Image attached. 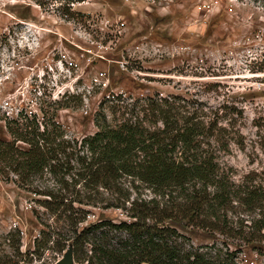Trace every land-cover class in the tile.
<instances>
[{
  "label": "rangeland",
  "instance_id": "rangeland-1",
  "mask_svg": "<svg viewBox=\"0 0 264 264\" xmlns=\"http://www.w3.org/2000/svg\"><path fill=\"white\" fill-rule=\"evenodd\" d=\"M68 1L0 0V115L40 113L68 100L72 106L59 109L57 119L68 136L81 138L97 130L95 113L111 94L127 102L178 96L199 103L208 117L216 113L227 128L219 160L236 180L264 171V0ZM105 111L112 118L108 105ZM0 137H10L1 119ZM36 197L0 177V252H12L17 229L21 249L34 248L43 227L34 208L54 223ZM88 212L86 223L128 219L118 208ZM168 223L195 247L215 242L236 252L240 264L264 263V239L246 242L188 220ZM65 250L45 249L31 264H54Z\"/></svg>",
  "mask_w": 264,
  "mask_h": 264
},
{
  "label": "trees",
  "instance_id": "trees-1",
  "mask_svg": "<svg viewBox=\"0 0 264 264\" xmlns=\"http://www.w3.org/2000/svg\"><path fill=\"white\" fill-rule=\"evenodd\" d=\"M71 106L57 99L40 113L0 115L10 136L0 137V177L34 193L54 217L44 221L34 208L43 225L34 248L21 249L17 229L0 264H31L45 249L63 252L70 243L78 264H240L236 252L215 242L186 243L168 220L246 242L264 239V171L236 180L221 165L227 128L216 113L208 117L199 103L178 96L127 102L111 94L95 113L97 130L77 138L57 119ZM88 206L118 208L128 219L86 223Z\"/></svg>",
  "mask_w": 264,
  "mask_h": 264
},
{
  "label": "water",
  "instance_id": "water-1",
  "mask_svg": "<svg viewBox=\"0 0 264 264\" xmlns=\"http://www.w3.org/2000/svg\"><path fill=\"white\" fill-rule=\"evenodd\" d=\"M75 262L72 244L68 245V248L65 250L63 256L58 259L54 264H73Z\"/></svg>",
  "mask_w": 264,
  "mask_h": 264
}]
</instances>
